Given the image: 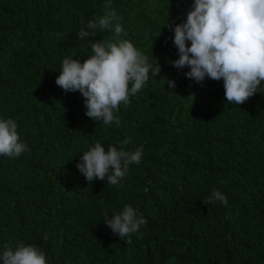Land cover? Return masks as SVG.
<instances>
[{
  "label": "trees",
  "instance_id": "1",
  "mask_svg": "<svg viewBox=\"0 0 264 264\" xmlns=\"http://www.w3.org/2000/svg\"><path fill=\"white\" fill-rule=\"evenodd\" d=\"M0 264H264V0H0Z\"/></svg>",
  "mask_w": 264,
  "mask_h": 264
}]
</instances>
